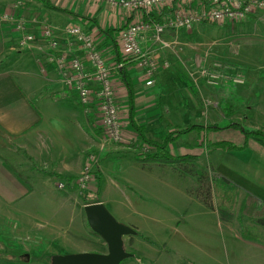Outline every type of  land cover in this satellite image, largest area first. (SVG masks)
I'll use <instances>...</instances> for the list:
<instances>
[{"label": "rangeland", "instance_id": "374dc122", "mask_svg": "<svg viewBox=\"0 0 264 264\" xmlns=\"http://www.w3.org/2000/svg\"><path fill=\"white\" fill-rule=\"evenodd\" d=\"M22 1L23 4L27 2L14 0L7 11L12 10L14 5H21ZM86 3L93 8L91 1ZM7 11L1 20L12 29V22L4 18ZM166 12L164 16H172ZM66 29L67 26L65 31ZM15 33V42L23 49L47 48L42 39L24 43L23 39L20 40L19 33ZM154 40L152 34L144 40V47L156 54L158 60L155 87L151 85L146 90L152 100L149 99V103L144 104V108L140 110L144 114L140 121L151 122L148 134L155 136L163 131V135L156 136L158 139H162L165 134L170 135L174 138L169 146L173 153L196 154L194 162L204 172L213 177L223 174L239 185L242 199L248 192L263 195L264 184L260 180H264V163L244 161L235 151L214 149L213 141L221 137L222 129L212 134L205 133V130L198 133L196 130H189L196 124H213L224 128L233 122L245 129L264 130L262 114L259 111L250 114L253 102H240L246 94L252 98L264 96V8H258L254 14L237 23H205L190 30H167L161 41ZM15 51L16 49L8 47L3 52L6 54L5 60ZM45 63L49 64L51 71H56L55 65L47 61ZM204 68L219 74L217 84L208 82L202 74ZM55 73L61 84L57 87L56 94L67 97L81 107L88 122L80 125L84 129L82 135L77 137L79 145L86 147L82 155L85 160L84 168L71 181L75 187L66 186L61 189L58 183H66L68 180L56 172L62 169L60 166L55 168L57 161L53 160L55 162H52V166L46 165L47 161L35 159L29 151L18 146L13 148V151L17 148V152L10 155L3 153L11 163L15 162L12 164L14 169L19 170L26 177L24 179L28 180L24 186L29 187L30 184L33 190H37L31 197L20 200L21 206L25 203V207L35 209L37 215L35 230L23 231L21 220V224L18 220H8L10 228L20 224L22 234L15 237L8 232L3 235L1 231L0 264H52L54 254L108 252L106 242L92 234L83 208L86 202L99 196L106 197V207L118 221L137 230V234L124 237L126 250L134 253V256L120 264H196L185 255L195 257L200 262L198 264H213V259L210 258L220 256L221 239L218 237L221 225H225L221 220L217 221L214 217L212 220L210 215L206 216L200 199L190 193L198 187L197 177L178 164L146 160V154L154 151V148L134 134V124L123 127L122 133L126 137L123 142L105 141L97 114L86 112L75 92L68 88L58 71ZM182 73L194 81L197 93L194 94L182 80ZM238 76L243 77V83L234 81ZM227 104L233 108L231 116L226 113ZM258 106L260 104H254L255 108ZM228 135L241 139L237 132H229ZM131 143H137L138 146L133 147ZM5 144L4 150L10 148L7 141ZM253 147L256 156L263 158V152L257 150L254 144ZM91 155L93 177L87 188L82 190L76 182ZM77 160L78 158L71 160L67 168L78 172L80 160ZM142 175L147 178L141 180ZM152 175L161 177L167 183H160ZM172 186L176 188L172 189ZM42 190H48L46 193L50 195L49 199L39 198V191ZM213 200L217 204L215 196ZM44 206L50 208V211H46L45 216L39 215ZM234 211L236 216L230 221V229L238 233L246 228L252 236L258 233L257 221L241 214L240 205ZM215 213L220 217L213 210L212 214ZM186 219L188 224H185ZM204 222L209 229L203 225ZM176 223L179 228L174 227ZM185 231L192 236L185 235Z\"/></svg>", "mask_w": 264, "mask_h": 264}, {"label": "crops", "instance_id": "0c3cea01", "mask_svg": "<svg viewBox=\"0 0 264 264\" xmlns=\"http://www.w3.org/2000/svg\"><path fill=\"white\" fill-rule=\"evenodd\" d=\"M13 1L14 0H0V233L2 231L3 235H5V232H8L9 235L17 237L19 234H22L20 233V231H22L20 228L21 222H23V231L36 229L37 211L35 209L30 210L26 208L25 203L22 204V207L20 205V200L22 198L31 197L37 190H33L30 184L29 187L24 186V184H27L28 180L26 181L24 179L26 177L19 170L14 169L12 164L15 162L11 163L3 153H8V155H10L12 152H17V148L16 151H13L15 146L21 147L29 151L30 155L35 159L47 161L46 165L52 166V162L57 161V164H54V166L55 168L58 166L62 167L61 171H56L60 174V177L75 179V177L80 174L82 168H84L85 160L82 155L86 150V147L79 145L77 137L82 135L84 129L80 125H84V123L88 122L86 121L85 113L81 107L79 108L74 101H70L67 97H61L56 94L58 91L57 87L61 86L59 82L60 78L55 73L56 71H51L52 68L49 67V64L45 63L42 51L37 48H21L19 44L15 42L16 33L13 28H8L2 22V15L9 9ZM50 1L55 8H47L37 0H27V2H25L26 13L37 21V31L41 32L44 23L51 24L55 27L56 34L60 39V50L65 53L79 54L82 53L79 45L67 39L65 27L69 24L76 23L87 31L94 30L97 32L98 45L104 51L110 63L121 58L120 48L118 46L119 42H117L119 30L130 24L133 20L141 18L143 14L141 13L140 15L139 13L138 15L118 10L107 2H92L94 5L92 8L86 3L90 2L89 0ZM225 24L231 23L226 22ZM8 47H12L16 49V51L10 54V57L5 60L6 54L3 52L6 51ZM258 70L261 71L260 69ZM113 80L117 87V98L122 113L123 127L128 125L132 126V124L135 125L136 123L143 125L146 128L147 135H151L150 137H152L153 135L151 133L148 134L149 128L152 126L151 122L140 121V119H143L141 116L144 115L140 113V110L144 108V104L149 103V99L152 100L151 96H148L149 94L146 92V90L152 86L146 87L142 64L137 60L128 61L124 71L120 70L114 73ZM127 83L131 84L133 91H129ZM262 85L264 88V84ZM246 101L247 103L253 102V106L250 104V108L253 109L250 114L259 111L264 118V96L263 98L258 96L252 98L246 94L240 102L244 103ZM255 103L260 104V106L255 108ZM149 110H151V108L146 111V114ZM229 125L224 128L218 126V129H208V126L217 125L196 124V127L191 128L189 131L196 130L198 133L199 131L205 130V133L212 134L222 129L221 137L219 139L216 138L217 140H214V143L232 142L237 145L245 144L246 139L244 132ZM246 130L252 131L255 129L246 128ZM133 132L139 136L136 130ZM229 132H237V135L239 134L241 139H235L236 137L233 136L230 137L228 135ZM157 135H163V131L158 132L153 137L158 139L156 138ZM6 141L10 145L7 146L10 148L4 150V148H6ZM253 144L256 146L257 150L259 149V151L264 154V143L257 137H250L246 147L241 150H227L216 146H214V149L235 151L239 153L238 155H240L244 161L252 160L256 161V163H264V155L263 158L257 157ZM78 150L79 152H77ZM78 153H80L79 156ZM178 154L186 155L181 153ZM76 158L80 160L78 172H74L67 168L70 161ZM18 164L20 165L21 163L18 162ZM220 175L234 183L227 176L223 174ZM152 176L157 178L154 175ZM146 178L147 176L142 175L141 180ZM157 179H159L162 184L167 183L161 177ZM260 182L264 184V180H260ZM234 184L237 185L236 183ZM71 186H73V184ZM237 186L239 187V185ZM116 187L119 188L120 186L116 184ZM171 188L175 189L176 187L172 186ZM262 189H264V186ZM47 191L48 190L39 191V198L43 197L49 199L50 195L48 196L46 193ZM49 191L50 193L52 192V190ZM248 194L255 196L260 204H264V201H262L264 199V193L263 195L262 193L259 195L254 192H248ZM102 197L103 198L99 196V198L94 199L93 202H102L107 206L106 197ZM84 206L85 205H83V208ZM204 207L203 211L206 216L210 215L212 220L213 217L217 221L221 220L216 213L212 214V209L205 205ZM48 209L50 208L44 206L39 215L42 214V216H45L46 211L47 213L50 211ZM247 217L253 219L252 217ZM8 220H18L19 222L21 220V222L19 226L12 225L10 228L9 225H7L9 223ZM31 220L33 221L32 224ZM184 221L185 224H188V219ZM221 223L225 226L221 225V234L218 237L221 239V241H219L220 256L210 258L213 259V264H264V226L257 223L258 233L252 236L250 234H244L246 228H244L242 232H234L230 229V221L221 220ZM206 224L207 223L203 225L208 228ZM174 227L179 228V224L176 223ZM210 227H212V225H210ZM212 229L215 231L213 227ZM184 233L185 235L188 234L189 237L192 236L189 232L185 231ZM212 235H214V233H212ZM99 238L103 241L101 237ZM94 242L97 243V241ZM212 244L213 242L210 243V246H212ZM185 256L192 263H200L195 257Z\"/></svg>", "mask_w": 264, "mask_h": 264}, {"label": "built area", "instance_id": "2783aa9c", "mask_svg": "<svg viewBox=\"0 0 264 264\" xmlns=\"http://www.w3.org/2000/svg\"><path fill=\"white\" fill-rule=\"evenodd\" d=\"M93 3L107 2L112 7L125 12L143 13L141 18L133 20L119 30L117 42L121 59L110 63L97 42V32L87 31L81 25L72 23L66 32L70 41L76 42L82 53L72 54L60 50L59 38L51 24L44 23L41 32L37 31V21L25 12V3L14 5L4 18L12 22L13 28L23 42L42 39L47 48L42 49L45 62L55 65L68 88L72 89L80 105L88 113L97 114L105 141L123 142L122 113L117 100L114 73L119 72L125 60H137L143 66L146 84L154 85L158 68L156 54L144 47V40L150 34L155 42L162 40L167 30H190L200 24L237 23L264 8V0H89ZM13 5V4H12ZM19 9V12H17ZM22 9V11H21ZM166 9H172V16H164ZM162 13L164 21H155L152 16ZM145 16L149 19L146 21ZM50 46V47H49ZM202 74L210 84H217L219 74L204 68ZM212 71V72H211ZM149 77V79H148ZM243 83L241 76L234 78ZM101 121V122H100ZM92 155L85 169L77 179L79 188L86 189L93 177ZM61 189L67 182H59Z\"/></svg>", "mask_w": 264, "mask_h": 264}, {"label": "trees", "instance_id": "16d2710c", "mask_svg": "<svg viewBox=\"0 0 264 264\" xmlns=\"http://www.w3.org/2000/svg\"><path fill=\"white\" fill-rule=\"evenodd\" d=\"M42 3L47 8H55V6L51 3L50 0H37ZM25 9V8H24ZM167 14L172 15V9H166ZM152 18L155 21H164V16L162 13L153 14ZM144 19L147 21L149 19L148 16H145ZM121 59V58H120ZM129 60H125V64L121 71H124L125 66L127 65ZM183 81L188 84L190 90L195 94L198 92V89L194 83V81L186 74H180ZM128 84L129 91H133L131 84ZM226 113L228 116H231L233 110L230 105H226L225 107ZM123 121V119H122ZM135 130L137 131L139 137H141L142 141L146 142L147 145L154 148V151L146 154V160L148 161H157L162 163H170V164H178L186 169V172L191 173V175L197 177V186L195 189L190 191V193H194L196 197L200 199V201L212 210H216L220 216V219L223 221H232L235 215V209L238 205H240V213L243 215H247L249 217L254 218L257 223L264 226V204H260L259 200L250 194H247L243 199L241 198L240 188L234 183L230 182L223 176H210L207 172L203 171V168L199 167L195 162L196 155L194 154H186L179 155L174 154L168 148L169 145L173 142V139L170 135L165 134L162 139H153L148 136L146 133V128L143 125L135 124ZM229 126H234L244 132L245 135V144L237 145L232 142H217L214 143V146L227 149V150H241L246 147L248 139L250 137H257L262 140L264 143V130H246L242 128L241 125L236 123H231ZM196 127V125L191 126V128ZM208 129H218V126H208ZM133 147H137V143H131ZM67 187L71 186V181L73 178L67 179ZM75 187L76 185L73 184ZM214 196L218 199L217 204L214 203ZM93 201L86 202L92 203ZM95 202V201H94ZM92 234L97 237H100L96 232L91 229ZM244 234L249 235L247 231H244Z\"/></svg>", "mask_w": 264, "mask_h": 264}, {"label": "water", "instance_id": "95a60500", "mask_svg": "<svg viewBox=\"0 0 264 264\" xmlns=\"http://www.w3.org/2000/svg\"><path fill=\"white\" fill-rule=\"evenodd\" d=\"M84 211L88 225L106 242L108 252L54 254L52 264H120L134 256L126 250L124 237L137 234L135 228L118 221L102 202L85 204Z\"/></svg>", "mask_w": 264, "mask_h": 264}]
</instances>
